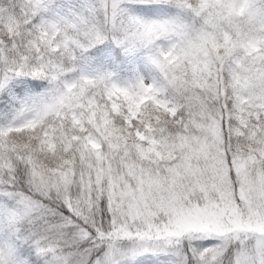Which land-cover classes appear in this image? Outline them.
<instances>
[{"label":"snow or ice","instance_id":"1","mask_svg":"<svg viewBox=\"0 0 264 264\" xmlns=\"http://www.w3.org/2000/svg\"><path fill=\"white\" fill-rule=\"evenodd\" d=\"M0 264H264V0H0Z\"/></svg>","mask_w":264,"mask_h":264}]
</instances>
